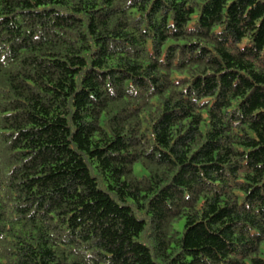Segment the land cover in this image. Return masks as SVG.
<instances>
[{"label": "trees", "instance_id": "1", "mask_svg": "<svg viewBox=\"0 0 264 264\" xmlns=\"http://www.w3.org/2000/svg\"><path fill=\"white\" fill-rule=\"evenodd\" d=\"M0 264H264V0H0Z\"/></svg>", "mask_w": 264, "mask_h": 264}, {"label": "rangeland", "instance_id": "2", "mask_svg": "<svg viewBox=\"0 0 264 264\" xmlns=\"http://www.w3.org/2000/svg\"><path fill=\"white\" fill-rule=\"evenodd\" d=\"M135 171H136V173H137L139 176H141V175H143V174L146 173V170H144V168H143V166H142L141 164H137V165L135 166ZM184 224H185V220H181V221H179V222H177V223L175 224V227H176L178 230L183 231V229H184Z\"/></svg>", "mask_w": 264, "mask_h": 264}]
</instances>
